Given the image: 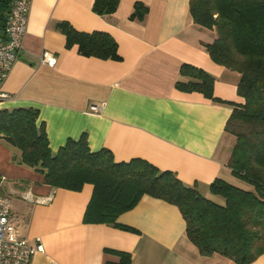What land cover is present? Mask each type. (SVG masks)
Returning a JSON list of instances; mask_svg holds the SVG:
<instances>
[{
	"label": "crops",
	"instance_id": "0c3cea01",
	"mask_svg": "<svg viewBox=\"0 0 264 264\" xmlns=\"http://www.w3.org/2000/svg\"><path fill=\"white\" fill-rule=\"evenodd\" d=\"M137 1L148 7L142 21L129 17ZM93 2L31 0L23 47L2 84L8 97L0 109H38L36 123L43 124L53 154L67 140L85 136L90 151L107 148L117 162L144 159L213 200L219 199L209 185L217 178L242 186L227 165L234 139L224 131L232 104L242 102L236 92L240 75L211 59L203 43L214 33L193 22L189 0H118L109 14L94 12ZM60 22L109 33L120 60L67 47ZM42 55L53 62L41 61ZM183 64L212 75L213 97L224 102L178 88V81L190 80L180 75ZM7 176L12 183L6 188ZM42 178L0 139V194L9 198L10 220L20 238L39 237L44 246L30 264L115 261L106 249L130 253V264H236L219 254L201 255L174 204L143 195L117 218L136 231L85 223L92 186L52 188ZM250 264H264V253Z\"/></svg>",
	"mask_w": 264,
	"mask_h": 264
},
{
	"label": "trees",
	"instance_id": "16d2710c",
	"mask_svg": "<svg viewBox=\"0 0 264 264\" xmlns=\"http://www.w3.org/2000/svg\"><path fill=\"white\" fill-rule=\"evenodd\" d=\"M13 0H0V36ZM118 0H94L92 10L109 14ZM148 7L135 2L130 19L142 21ZM195 24L214 33L204 42L211 59L239 73L236 92L224 131L234 144L227 161L242 186L217 178L209 191L219 200L202 195L196 185L187 186L172 171L160 170L144 159L117 162L107 148L90 151L85 136L67 140L53 154L43 124L37 125L38 109H0V139L20 152V162L38 171L52 188L80 191L85 184L92 193L83 214L85 223H105L125 230L136 229L117 222L143 195L178 207L188 239L204 256L219 254L236 264H250L264 253V0H189ZM58 29L67 47L80 54L120 60L118 44L106 32H82L67 22ZM180 75L190 78L176 86L213 97L214 78L206 71L183 64ZM116 260L104 264H130L131 254L106 249Z\"/></svg>",
	"mask_w": 264,
	"mask_h": 264
},
{
	"label": "built area",
	"instance_id": "2783aa9c",
	"mask_svg": "<svg viewBox=\"0 0 264 264\" xmlns=\"http://www.w3.org/2000/svg\"><path fill=\"white\" fill-rule=\"evenodd\" d=\"M31 0H13L0 36V101L8 97L1 87L23 47ZM41 61L53 62L42 55ZM94 110L97 107H92ZM44 251L39 237L23 239L10 220L9 198L0 194V264H30L31 258Z\"/></svg>",
	"mask_w": 264,
	"mask_h": 264
},
{
	"label": "rangeland",
	"instance_id": "374dc122",
	"mask_svg": "<svg viewBox=\"0 0 264 264\" xmlns=\"http://www.w3.org/2000/svg\"><path fill=\"white\" fill-rule=\"evenodd\" d=\"M229 135V134H228ZM231 136V135H230ZM234 139V138H233ZM3 174V173H1ZM6 174V173H5ZM7 175V174H6ZM2 176V175H1ZM3 185L7 188L9 185H11L12 180L10 179V176L5 177V179H2Z\"/></svg>",
	"mask_w": 264,
	"mask_h": 264
}]
</instances>
